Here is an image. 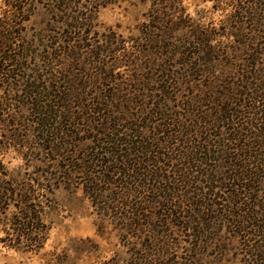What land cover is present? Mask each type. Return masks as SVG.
Wrapping results in <instances>:
<instances>
[{
	"label": "rangeland",
	"instance_id": "rangeland-1",
	"mask_svg": "<svg viewBox=\"0 0 264 264\" xmlns=\"http://www.w3.org/2000/svg\"><path fill=\"white\" fill-rule=\"evenodd\" d=\"M0 264H264V0H0Z\"/></svg>",
	"mask_w": 264,
	"mask_h": 264
}]
</instances>
